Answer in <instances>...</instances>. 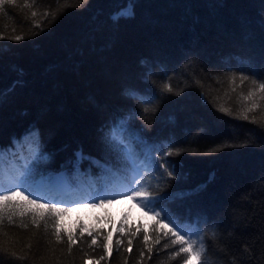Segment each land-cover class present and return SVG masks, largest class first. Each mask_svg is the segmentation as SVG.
<instances>
[{
    "label": "trees",
    "instance_id": "obj_1",
    "mask_svg": "<svg viewBox=\"0 0 264 264\" xmlns=\"http://www.w3.org/2000/svg\"><path fill=\"white\" fill-rule=\"evenodd\" d=\"M124 3L15 0L2 6L0 149L12 148L19 161L13 140L38 133L50 157L40 170L67 173L78 190L97 180L99 169L93 167L89 176L84 160L77 175L76 152L104 161L105 126L134 109L133 128L145 141L181 149L165 157L176 179L149 170L145 186L153 195L160 189L173 193L170 207L184 224L199 227L204 264H264V99L259 92L253 97L258 107L248 120L240 118L252 104L242 95L254 90L251 80L264 70V0H135L134 14L114 22L112 14ZM15 35L25 38H9ZM241 72L250 79L231 80ZM165 82L172 92L162 90ZM130 89L152 98L143 119L144 105L125 95ZM23 147L27 155L28 146ZM152 155L156 159L158 153ZM12 159L0 163V170ZM34 211L20 196L3 209L0 264H187L190 259L175 255L180 245H172L175 238L164 236L154 217L116 224L103 206L90 223L68 227L67 211L35 217L38 224H33ZM69 234L75 240L71 251Z\"/></svg>",
    "mask_w": 264,
    "mask_h": 264
},
{
    "label": "snow or ice",
    "instance_id": "obj_2",
    "mask_svg": "<svg viewBox=\"0 0 264 264\" xmlns=\"http://www.w3.org/2000/svg\"><path fill=\"white\" fill-rule=\"evenodd\" d=\"M5 3L14 4L15 0H0V11L3 10L2 6ZM134 5L135 0H125V3L112 14V20L118 22L121 19L130 18L134 14ZM25 7H28V5H25ZM36 15L37 12L33 11L32 16L35 17ZM43 15L46 18L49 13L45 12ZM55 18V14H53V20ZM34 26L40 27V24L37 23ZM261 26L264 27V21L261 22ZM41 31H43V28H41ZM4 38L3 35H0V39ZM9 38L19 42L25 37L23 35H15ZM147 70L150 72V67ZM254 75L256 78L251 80L254 90H250L247 96L242 95V99L252 100L251 107L245 106L240 113V118L244 120H248V113L253 112L258 107L257 102L253 99L256 93L259 92L261 94L260 98L264 99V82L257 83V79L264 75V70ZM236 79L244 83L250 77L243 72L239 76L233 73L231 80L235 81ZM162 90L173 91L167 82L164 83ZM175 94L179 95V92ZM125 95L130 100H136L144 105L140 114L143 119L150 111L149 106L152 103V98L150 96H142L131 89L127 90ZM4 96V91L0 90V102L3 101ZM151 110L155 112L154 108ZM219 110L231 115L229 108L221 106ZM136 115L137 113L134 109H129L126 115L114 116L111 123L105 126L107 131L103 132L102 137L106 153L104 161L85 156L82 150L76 152L75 159L72 161L76 174L79 175L81 162L87 160L89 161L87 174L91 176L92 168L96 167L99 169V178L91 181L89 185L78 189L81 191L87 190L90 193L88 200L75 201L72 205L61 207L55 201H48L43 196L34 195L35 192L67 193L71 192L74 187L67 173L59 175L49 173L46 175L40 170V166L46 164L50 157L44 154L38 133L29 132L23 141L13 140V145L20 148L19 161L16 160L17 152L12 148L0 149V163H3L9 155L13 157L10 164L5 165V170H0V215H2L3 209L8 206V202L15 196H20L27 205H31L32 209L35 210L33 212V224H38L35 217L43 219L46 215L67 211L70 207L82 206L85 202L92 207H96L98 206L97 201L100 205H103L126 198L151 214L160 223L161 228L165 230L164 236H168L170 233L171 237L175 238L171 241L172 245H180L179 251L175 253L176 256H179L180 253H186L189 257H195L198 264H204L205 248L203 240L200 238L199 227L197 226L193 229L190 224H184L182 219L170 207L169 201L174 199L173 193L165 194L163 189H160L153 195L149 187L145 186L144 174L149 173V170L159 175L166 174L170 179H176L175 171L170 167V162L165 157L176 155L181 149L173 151L170 143L167 145H156L145 141L140 133L133 128L132 121ZM252 122H256L255 117ZM23 145L28 146L27 155H24ZM165 147H167V151L164 150ZM154 151L158 153L156 159H153L152 154ZM210 151L215 152L217 149H211ZM157 161L159 162L157 163ZM148 185H151L150 175L148 176ZM25 193L27 195H24ZM41 209L45 211H40ZM25 227L27 226L25 225ZM55 238L57 241L61 240L59 232L55 234ZM147 239L148 237H145V240ZM159 239L158 237L157 242H159ZM68 241V248L71 251L72 244L75 243L71 234L68 235ZM117 243L119 244L120 241H117ZM197 244H199V247H197ZM128 246H132L131 240H129ZM165 247H168V245H165Z\"/></svg>",
    "mask_w": 264,
    "mask_h": 264
},
{
    "label": "rangeland",
    "instance_id": "obj_3",
    "mask_svg": "<svg viewBox=\"0 0 264 264\" xmlns=\"http://www.w3.org/2000/svg\"><path fill=\"white\" fill-rule=\"evenodd\" d=\"M70 193L71 192H51L41 195L40 192H38L36 193V196H43L45 200L55 201L58 206L62 207L66 205H72L75 201H87L90 196V193L84 195L85 197L77 195V197L72 200L71 197L69 198ZM97 204L98 206L92 207L87 202H85L82 206L70 207L67 210L68 214L64 218V224L68 227L75 226L77 224L80 226H85L86 224L93 221L95 216H98L101 213L103 206H107L108 209L113 213L116 224L125 223L136 219L146 223L149 222L153 217L151 214L141 209L135 202L126 198L116 200L111 204L106 203L103 205H100L97 201ZM187 264H197L195 257H190Z\"/></svg>",
    "mask_w": 264,
    "mask_h": 264
}]
</instances>
